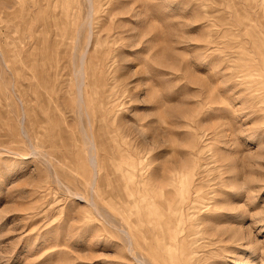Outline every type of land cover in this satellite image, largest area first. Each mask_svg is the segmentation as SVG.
Returning <instances> with one entry per match:
<instances>
[{"label": "rangeland", "instance_id": "1", "mask_svg": "<svg viewBox=\"0 0 264 264\" xmlns=\"http://www.w3.org/2000/svg\"><path fill=\"white\" fill-rule=\"evenodd\" d=\"M0 264H264V0H0Z\"/></svg>", "mask_w": 264, "mask_h": 264}, {"label": "bare ground", "instance_id": "2", "mask_svg": "<svg viewBox=\"0 0 264 264\" xmlns=\"http://www.w3.org/2000/svg\"><path fill=\"white\" fill-rule=\"evenodd\" d=\"M85 53H86V52H85ZM85 55H86V54H85ZM82 57H83V59H82V60H84V58H85L84 54L82 55ZM82 60H81V63H83V62H84V61L82 62ZM83 65H84V63H83ZM81 67H82V66H81ZM80 72H82V68L80 69ZM84 72H85V71H84ZM84 72H83V74H84ZM83 76H84V75H83ZM80 84H81V83H80ZM81 99H82V98H81ZM91 160H92V162H93V165H94V164L96 163V162H95V158H94V157H92V158H91Z\"/></svg>", "mask_w": 264, "mask_h": 264}]
</instances>
